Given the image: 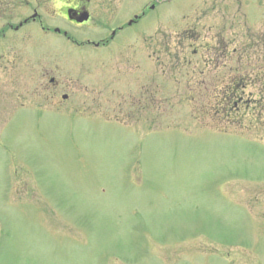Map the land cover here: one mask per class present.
I'll list each match as a JSON object with an SVG mask.
<instances>
[{"label":"rangeland","instance_id":"374dc122","mask_svg":"<svg viewBox=\"0 0 264 264\" xmlns=\"http://www.w3.org/2000/svg\"><path fill=\"white\" fill-rule=\"evenodd\" d=\"M100 1L77 41L153 3L99 49L42 37L59 109L0 102V264H264V0Z\"/></svg>","mask_w":264,"mask_h":264},{"label":"flooded vegetation","instance_id":"af4514ba","mask_svg":"<svg viewBox=\"0 0 264 264\" xmlns=\"http://www.w3.org/2000/svg\"><path fill=\"white\" fill-rule=\"evenodd\" d=\"M13 1L0 0V18H2L0 21V102L3 98L13 97L14 104H10L8 110L15 113L45 112L49 110L48 107L51 102L52 108L57 110L60 108L59 98L65 100L68 97L63 98L66 93L60 92L59 89H64L66 82L68 84L70 82L65 78L62 56L57 62L51 63L48 47L42 46L45 44L42 37L53 33L56 40H62L59 48V53L62 55L65 38L76 41L60 25L82 26L89 22L94 17L92 0H54L51 4L52 10L48 6L45 11L42 10L44 2L41 4L39 0H32L31 2L26 0L32 11L18 21H13V10L3 9ZM100 2L103 4L104 0ZM131 8L133 11L130 13V9L127 10L128 5L125 6L119 11V15L115 14L114 21L104 28L103 35L110 32L109 39L99 36L95 42L86 40L85 43L92 44L95 48L104 47L110 40L114 39L117 33L137 24L141 13L144 12L145 5L138 6L137 9H133L132 6ZM85 10L89 17L83 22H77L67 16L69 11L74 17H79ZM129 13L134 15V18H129ZM50 17L59 22L48 25V18ZM130 19L132 20L129 21ZM125 21L126 25L123 24ZM27 25H33L37 30L36 34L32 32L18 33L21 28ZM35 42L37 44L33 45ZM80 45H84V43H80ZM50 87L56 88L57 91L51 90Z\"/></svg>","mask_w":264,"mask_h":264}]
</instances>
